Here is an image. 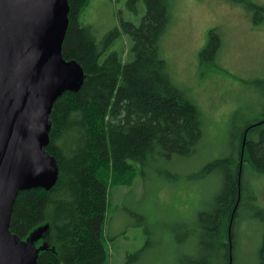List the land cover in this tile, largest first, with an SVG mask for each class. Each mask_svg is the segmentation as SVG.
Here are the masks:
<instances>
[{
  "label": "trees",
  "instance_id": "16d2710c",
  "mask_svg": "<svg viewBox=\"0 0 264 264\" xmlns=\"http://www.w3.org/2000/svg\"><path fill=\"white\" fill-rule=\"evenodd\" d=\"M137 1L127 0V5ZM232 1L264 11L253 0ZM88 2L67 0L61 54L75 60L84 77L77 91L56 98L49 113L43 149L57 162L56 182L48 190L18 192L10 214V232L37 248L36 264H110L103 236L110 188L131 186L139 173L136 165L145 167L155 153L169 159L191 155L202 138L200 110L175 84L159 51L171 0H143L145 11L137 24L120 16L129 45L113 50L109 46L119 35L117 26L97 41L93 26L80 22ZM218 47V38L209 32L200 61L214 56ZM245 159L264 176V118L240 134L238 156L231 162L236 171L226 175L208 223L201 230L191 228L195 242L206 240L205 251L213 257L200 255L186 264L229 263L244 198ZM226 161L213 160L196 174L229 166ZM258 264H264V234Z\"/></svg>",
  "mask_w": 264,
  "mask_h": 264
},
{
  "label": "rangeland",
  "instance_id": "374dc122",
  "mask_svg": "<svg viewBox=\"0 0 264 264\" xmlns=\"http://www.w3.org/2000/svg\"><path fill=\"white\" fill-rule=\"evenodd\" d=\"M253 1L264 5V0ZM132 6L127 0H89L80 22L93 26L97 41L117 26L119 35L109 48L127 47L119 17L137 24L145 11L143 0ZM209 32L219 47L202 62L199 52ZM159 51L175 84L200 110L202 138L191 155L169 159L155 153L145 167L136 165L139 173L131 186L110 188L103 235L110 264H186L200 255L213 257L205 251L204 238L195 242L191 228L201 230L208 223L226 175L236 171L231 162L238 156L240 134L264 118V11L252 12L232 0H171ZM217 159L231 164L196 174ZM242 164L245 191L228 264H258L264 176L247 159Z\"/></svg>",
  "mask_w": 264,
  "mask_h": 264
},
{
  "label": "water",
  "instance_id": "95a60500",
  "mask_svg": "<svg viewBox=\"0 0 264 264\" xmlns=\"http://www.w3.org/2000/svg\"><path fill=\"white\" fill-rule=\"evenodd\" d=\"M67 0H0V264H36L38 250L9 230L18 192L48 190L58 175L49 113L83 71L61 54Z\"/></svg>",
  "mask_w": 264,
  "mask_h": 264
}]
</instances>
